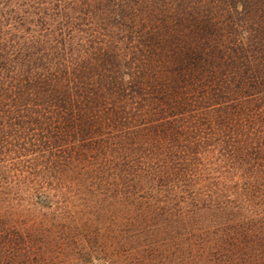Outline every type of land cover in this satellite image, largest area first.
<instances>
[{
	"label": "trees",
	"instance_id": "trees-1",
	"mask_svg": "<svg viewBox=\"0 0 264 264\" xmlns=\"http://www.w3.org/2000/svg\"><path fill=\"white\" fill-rule=\"evenodd\" d=\"M97 263L264 264V0H0V264Z\"/></svg>",
	"mask_w": 264,
	"mask_h": 264
},
{
	"label": "rangeland",
	"instance_id": "rangeland-1",
	"mask_svg": "<svg viewBox=\"0 0 264 264\" xmlns=\"http://www.w3.org/2000/svg\"><path fill=\"white\" fill-rule=\"evenodd\" d=\"M118 247V246H117ZM97 264H102V263H97Z\"/></svg>",
	"mask_w": 264,
	"mask_h": 264
}]
</instances>
